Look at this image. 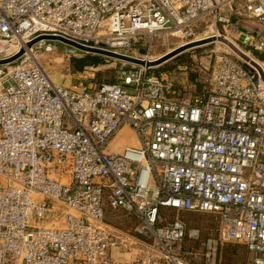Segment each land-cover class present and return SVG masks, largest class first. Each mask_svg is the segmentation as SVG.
<instances>
[{"label": "built area", "instance_id": "2783aa9c", "mask_svg": "<svg viewBox=\"0 0 264 264\" xmlns=\"http://www.w3.org/2000/svg\"><path fill=\"white\" fill-rule=\"evenodd\" d=\"M158 33L223 37L253 63L206 51L200 92L178 94L144 63L69 87L38 61L47 36L122 53ZM249 52L264 53V0H0V264H194L182 212L215 219L205 264L222 242L264 264V65ZM126 126L137 145L110 151Z\"/></svg>", "mask_w": 264, "mask_h": 264}, {"label": "rangeland", "instance_id": "374dc122", "mask_svg": "<svg viewBox=\"0 0 264 264\" xmlns=\"http://www.w3.org/2000/svg\"><path fill=\"white\" fill-rule=\"evenodd\" d=\"M197 38L199 39L201 37L197 36ZM186 42L185 39H181L175 35L158 33L152 38L144 37L139 42L132 45L131 48L125 51L123 50L122 53L139 59L152 60ZM47 43L55 47L49 51L41 50L38 61L42 64L52 81L56 83H58V80L69 85H75L79 82H85L86 84L91 83V85L100 82H111L115 69L118 66L130 65L129 62L121 59L96 53H80L68 59L64 54V50L67 48L64 43L57 40H50ZM213 49L220 52L228 51L232 53L226 45L220 42L206 41L203 42V44L188 46L175 54L172 58L159 64L152 65L150 71L153 73H176L180 69L182 72L194 74L193 59ZM249 54L263 61L264 65V53L249 52ZM93 57H100L102 59L101 63L94 64ZM67 66L69 67V72L65 73V67ZM125 128L132 132L129 127L126 126ZM179 215L189 230L197 229L199 234L197 239L184 238L183 240V247L185 249H190L194 253V255L188 258H190L194 264H203L205 242L209 236L214 234L216 226L215 219L204 213L182 212ZM106 221L117 228H127L134 223L133 220L127 218L123 213L113 210H107ZM125 255L132 256V254ZM215 258L216 264H245L249 259V255L243 247L234 248L231 243L222 242V244L218 245Z\"/></svg>", "mask_w": 264, "mask_h": 264}, {"label": "crops", "instance_id": "0c3cea01", "mask_svg": "<svg viewBox=\"0 0 264 264\" xmlns=\"http://www.w3.org/2000/svg\"><path fill=\"white\" fill-rule=\"evenodd\" d=\"M99 63H101V62H99ZM96 64H98V63H96ZM171 73H174V72H171ZM174 76H176L175 79H174V81H175V89H176V92L178 94L181 91H188V90H193L194 92H197V93L200 92V84L195 80V78H196L195 73L194 74H192V73L191 74H188L187 72H182L179 69L178 72L174 73ZM113 80H114V75H113ZM57 82L60 85L69 86V87L79 86L80 84H86L85 82H83V83L82 82H79V83H77L75 85H69V84H67L65 82H62L61 80H58ZM108 82H110V81H108ZM87 85H89V86H95L97 84L91 85V83H89ZM136 145H137V140H136V137L133 134V132H131L129 129H126L125 127H123L119 131V133L114 137V139L112 140V142L110 144L109 150L112 151V152H119V151L123 150L127 146H136ZM211 236H214V237L216 236L215 235V231H214V234L211 235ZM185 238H190V237L189 236H186ZM228 243H231V242H228ZM231 244H232V247H234V248L243 247L244 250H246L245 249V246L243 244H240V243H231ZM246 252H247V250H246ZM248 255H249V253H248ZM115 258L116 259H119V260H122V259L126 258V255H122V256L115 255ZM203 264H205L204 261H203Z\"/></svg>", "mask_w": 264, "mask_h": 264}, {"label": "water", "instance_id": "95a60500", "mask_svg": "<svg viewBox=\"0 0 264 264\" xmlns=\"http://www.w3.org/2000/svg\"><path fill=\"white\" fill-rule=\"evenodd\" d=\"M45 38L49 39V40L60 41V42L64 43L65 45L74 47V48H76L78 50L85 51L87 53L101 54V55H104V56H108V57H112V58H116V59H121L123 61L129 62V63H134V64H143L144 63V64L149 65V66L156 65V64H159V63H161L163 61H166L169 58H172L173 56H175V54H177L178 52H180L183 49H185L186 47L191 46V45H196V43L194 44V42L188 43V44H185V45H181V46H179V47H177L175 49H172V50L168 51L167 53L159 56L155 60H150V61H146L145 62V61H143L142 59H139V58L131 57V56H128V55H125V54H122V53H117V52H114V51H111V50H107V49H103V48L83 46V45H80V44H78L76 42H73V41H70V40H66V39H63V38H60V37L47 36ZM211 40H213V39L206 38V39L202 40V42H199V43L201 44L203 42L211 41ZM218 40L220 42L224 43L228 48H230L242 60L250 62V63H253L252 60L244 52H242L240 49H238L234 44H232L227 39H225L223 37H219ZM195 42H197V41H195Z\"/></svg>", "mask_w": 264, "mask_h": 264}, {"label": "bare ground", "instance_id": "6f19581e", "mask_svg": "<svg viewBox=\"0 0 264 264\" xmlns=\"http://www.w3.org/2000/svg\"><path fill=\"white\" fill-rule=\"evenodd\" d=\"M217 39V38H216ZM202 40H204V39H198V40H196L197 42H194V44L196 43V44H200L199 42H202ZM229 40V39H228ZM230 42H232L231 40H229ZM203 44V43H202ZM234 44V43H233ZM181 45V44H180ZM179 46V45H178ZM158 57H156L155 59H157ZM155 59H152V60H155Z\"/></svg>", "mask_w": 264, "mask_h": 264}, {"label": "trees", "instance_id": "16d2710c", "mask_svg": "<svg viewBox=\"0 0 264 264\" xmlns=\"http://www.w3.org/2000/svg\"><path fill=\"white\" fill-rule=\"evenodd\" d=\"M93 59H94V64L99 63L102 60L100 57H93Z\"/></svg>", "mask_w": 264, "mask_h": 264}]
</instances>
